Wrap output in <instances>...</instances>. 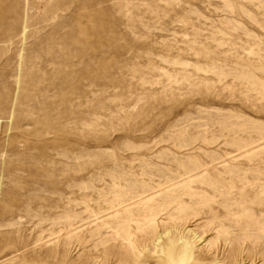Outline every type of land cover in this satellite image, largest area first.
I'll list each match as a JSON object with an SVG mask.
<instances>
[{
  "label": "rangeland",
  "instance_id": "374dc122",
  "mask_svg": "<svg viewBox=\"0 0 264 264\" xmlns=\"http://www.w3.org/2000/svg\"><path fill=\"white\" fill-rule=\"evenodd\" d=\"M261 127L264 0H0V264L122 262L125 212L147 264L170 241L264 264L216 252L200 217H140L246 163Z\"/></svg>",
  "mask_w": 264,
  "mask_h": 264
},
{
  "label": "bare ground",
  "instance_id": "6f19581e",
  "mask_svg": "<svg viewBox=\"0 0 264 264\" xmlns=\"http://www.w3.org/2000/svg\"><path fill=\"white\" fill-rule=\"evenodd\" d=\"M233 134L236 133L233 132ZM258 134V137L264 138L263 127L259 128ZM241 140L240 137L237 138L238 143H241ZM252 143L245 142L243 146L236 145L237 151ZM228 154L230 153L225 155ZM245 158L247 159L246 163H235L224 168L223 177L218 180L207 176L195 181V186L193 185L191 189L186 191V195L189 198L187 203L179 200L174 202L169 199L162 202L160 206L145 207L142 210V216H140L142 218L141 221L145 223L144 229L154 234L152 229L155 226L158 212L161 211L173 210V215L167 216V219L173 222L186 220L190 217L193 219L200 217L204 221V227L211 228V230L216 232L215 240H213L212 244L215 245L216 252L221 251L222 248H229L231 252H234V255L236 254L235 257L242 260L240 263L247 259H251V263L256 259L264 262V149L259 150L256 154L251 153ZM186 209H188V213L185 211ZM182 213L186 215L181 217ZM124 214L125 218H117L120 220L117 222V226L111 229V232L113 240L117 242L118 246L125 249L128 256L126 255V258H124L125 255L124 257L119 255L124 260H121L122 262L115 261L117 260L116 257L114 261L117 264H147L145 254L140 256L141 253L139 251L144 246L140 244L142 243V236L140 239L136 237L138 233L142 232V229L137 227L134 231H131L130 222L135 219L133 218L132 220L130 213L125 212ZM172 228L174 229V227ZM205 234L206 232H201L199 240L203 239ZM178 241H182L181 238ZM234 243H236V246H233ZM104 248L106 249L107 247L105 246ZM107 249L106 251H108ZM210 249L211 246L206 252L208 255ZM103 251L104 249L102 253ZM201 251L199 250V252ZM156 255L159 256L158 264H202L194 261L191 247L189 249L188 245L183 241L181 244H175V242L170 241L165 247L160 245Z\"/></svg>",
  "mask_w": 264,
  "mask_h": 264
}]
</instances>
